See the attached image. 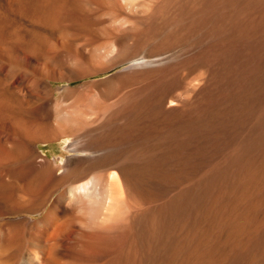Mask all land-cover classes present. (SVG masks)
I'll list each match as a JSON object with an SVG mask.
<instances>
[{
    "label": "bare ground",
    "instance_id": "bare-ground-1",
    "mask_svg": "<svg viewBox=\"0 0 264 264\" xmlns=\"http://www.w3.org/2000/svg\"><path fill=\"white\" fill-rule=\"evenodd\" d=\"M99 1L0 0V58L21 56L8 75L17 84L32 81L34 90L27 88L25 96L41 101L35 103L38 114L51 112L52 81L69 83L63 94L74 93L75 82L120 65L144 60L149 66H134L145 85L110 105L104 100L117 88L102 90L94 114L87 109L63 114L74 132L56 129L43 137L65 145L76 158L61 160L62 166L38 153L13 158L43 171L45 181L63 192L40 221L10 222L3 235L11 249L6 258L30 246L27 264H264V0H107L108 7ZM35 3L65 8L85 33L103 26L107 36L86 40L87 54L67 48L41 57L39 38L54 25ZM202 31L210 44L196 58L140 56L165 38L172 44ZM23 65L34 79L19 72ZM195 69L203 71L193 77ZM114 77L85 83L109 86ZM1 82L0 77V121H5L11 117ZM177 87L181 93H175ZM152 99L160 113L196 118L193 129L175 130L186 137L173 146L185 152L168 157L161 171L144 169L152 155L120 130L143 115ZM143 153L148 157L142 159ZM10 158L0 155V216L29 206L40 210L51 188L44 184L30 192L35 200L28 206L12 200L13 181L5 175ZM156 176L163 180H153L163 187L161 199L144 188ZM85 209L98 212L101 221L77 215ZM30 225L35 233L28 232Z\"/></svg>",
    "mask_w": 264,
    "mask_h": 264
},
{
    "label": "rangeland",
    "instance_id": "rangeland-1",
    "mask_svg": "<svg viewBox=\"0 0 264 264\" xmlns=\"http://www.w3.org/2000/svg\"><path fill=\"white\" fill-rule=\"evenodd\" d=\"M99 2L102 7H104L106 3V7L109 6V2L107 0H100ZM34 5V9L37 12L40 11V15L46 19L52 20V24L54 25L50 27L48 34L46 33L45 36H41L39 38L40 47L37 53H39L41 57L50 56L53 52L63 53L67 48H69L68 52L81 51L79 53L87 54L86 52H88V47L86 42L89 39L96 36L97 39H103V37L105 38L107 36L108 32H106L107 30H105L103 26L100 28H88L86 31L88 33H85L84 30L80 29L83 27L80 26L81 24L78 21L76 14L65 8L54 6V9L56 10H52V8L49 7L41 8L38 3H35ZM1 12H4L3 6L0 8V13ZM64 28L67 29V34L63 32ZM206 34V31H202L192 35H187L183 41L179 40L172 44H166L167 39L165 38L163 42L154 43L151 47H147L142 50L140 56L146 57L148 61L157 56L165 55L180 60L196 58L197 55L206 49L210 44ZM76 49L79 50L75 51ZM144 54L146 56H144ZM20 57V55H13L5 59L0 58V77L2 80L1 93L5 99L6 105L9 106L7 111L11 117V119L0 121V155L7 156V158L11 157L7 160V162L9 161V165L7 167L8 173L5 175L7 180L13 181V186L11 187L12 200L27 204L28 206L31 204L32 200H35L32 198L30 192L38 191L44 184L48 185L51 190L47 196L42 199L44 201L40 210L33 212L34 208L29 206L22 212H17L13 215L0 216V256L2 257V259H0V264H27V262H29L28 260H30L32 253V248L30 246H24L17 258H6L10 255L11 249L5 241H3V235L12 227L10 222L17 221L16 223L21 224V220H25L27 218L32 221H40L52 209L55 202L59 200L63 192V189H61V187H55L53 182L48 184L47 181H45L43 171L41 172L39 169H34L29 164L23 163L22 161H14L13 158H16V156L17 158H22V156L28 153H38L42 157H46L51 161H56L60 166L63 165L62 161H66L69 158L74 159V157L79 154L65 150V145L60 144V142H43V137L55 134L59 132V130L62 132L63 130H68L69 132V129H71L70 133L74 132L76 128L72 127V125L69 126L70 122L63 115L64 113L66 114L72 110L80 112L87 109L86 111L90 113V115L94 114L95 109L101 103L102 99L98 96L102 90L105 91L110 86L117 88L115 93L113 92L109 94L107 99L104 100V105L113 104L119 96L124 94L130 95L132 91L145 85L146 82H144L143 79L136 78L138 72L141 70H139L140 67L134 68L135 65L138 66V64H140L146 69H149V66L146 65V61L144 60L139 62L137 61L138 63L129 62L98 77H90L85 80L75 82L74 84L79 85L78 91L66 94H63L62 89L68 86L69 83L52 81L51 84L53 85L55 91L51 95V112L49 114H38L35 106L36 104L39 105L41 101L36 103L37 99L30 100L29 98H26L28 95L26 89L28 88L29 92H33L34 90L32 81L25 85H21L11 80L8 75L12 62L20 63ZM98 59L99 58L96 56L95 60L98 61ZM19 68L20 73L27 72L31 78L34 79L35 73L30 67L23 65ZM199 71L201 70L198 69L197 71L195 69L193 72L190 71V73L191 75L193 74L192 76L194 77L199 75L203 70L201 72ZM111 76L116 77L112 79L113 82H111L109 86L95 87L89 83H85L86 80L92 81ZM177 88L174 90L177 91L175 93H181V90L179 88L178 90ZM156 103L157 100L152 99L149 107L147 108L149 112H147L146 109L142 113L143 115L137 116L129 126L120 127L122 128L120 130L122 132H128V134H130L129 136H131V138L133 137L136 143H138V146L146 147L147 152L145 153H150L152 155L149 160H144L142 163L143 168L146 170L158 169L161 171L169 166L170 160H168V157H174L175 153L183 150L175 148L173 145L175 142L184 141L181 140V138L186 137V134H179L175 130L178 128L186 130H188V128L193 129L196 118L195 115L189 116L182 112L174 113L172 115L160 113V110L156 107ZM140 104L143 106V102H140ZM167 106L169 107V104H167ZM61 125L65 126H63L64 129H62L63 127H61ZM168 136L171 137L169 142L161 141ZM173 138H176V140H173ZM179 145L182 146L183 143L182 145L181 143ZM187 145L189 146V142ZM142 156V159L148 157L144 153ZM162 158L165 160H162ZM73 159L71 162L74 164ZM57 174L59 176L63 175L62 170H58ZM153 180L163 181L159 176L153 177L152 180L146 179L144 184L145 192L153 194V196H155L153 198L155 199H161L160 195L163 194V187L157 183L155 184ZM78 214L84 216L86 215L87 218H91L92 220L95 219L94 221L96 222L101 221L100 214L96 211H92V209L78 211L77 215ZM27 230L30 233H35L36 231L34 225H30Z\"/></svg>",
    "mask_w": 264,
    "mask_h": 264
}]
</instances>
